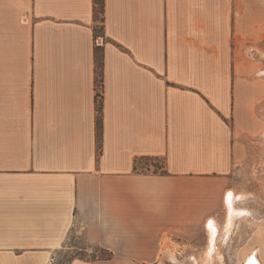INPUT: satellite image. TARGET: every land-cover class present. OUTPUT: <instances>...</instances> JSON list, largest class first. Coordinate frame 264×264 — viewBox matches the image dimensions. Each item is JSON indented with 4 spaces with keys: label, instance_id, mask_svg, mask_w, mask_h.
Returning <instances> with one entry per match:
<instances>
[{
    "label": "crops",
    "instance_id": "obj_1",
    "mask_svg": "<svg viewBox=\"0 0 264 264\" xmlns=\"http://www.w3.org/2000/svg\"><path fill=\"white\" fill-rule=\"evenodd\" d=\"M95 12V0H0V264H53L83 244L113 256L70 264L160 262L215 217L245 137L264 131V0ZM148 158L164 170L136 169Z\"/></svg>",
    "mask_w": 264,
    "mask_h": 264
},
{
    "label": "rangeland",
    "instance_id": "obj_2",
    "mask_svg": "<svg viewBox=\"0 0 264 264\" xmlns=\"http://www.w3.org/2000/svg\"><path fill=\"white\" fill-rule=\"evenodd\" d=\"M245 141L248 147L246 158L229 176V185L223 193L224 203L215 217L200 220L192 233L184 234L183 246H164L162 259L155 264H246L254 252L264 263V131L255 138L245 137ZM162 166V159L149 158L140 163V170L162 172ZM228 192L234 194L226 201ZM230 202L239 214L228 228ZM210 220L216 222L213 252L209 251ZM88 247L84 244L65 246L57 252L53 264H70L77 255L91 257L99 254L87 252Z\"/></svg>",
    "mask_w": 264,
    "mask_h": 264
},
{
    "label": "trees",
    "instance_id": "obj_3",
    "mask_svg": "<svg viewBox=\"0 0 264 264\" xmlns=\"http://www.w3.org/2000/svg\"><path fill=\"white\" fill-rule=\"evenodd\" d=\"M95 13H96V18L100 19V13H104V0H95ZM103 21V16L101 18ZM104 27L102 25L101 28L96 27L95 28V34L96 37L101 35L100 32L103 33ZM104 36V34H103ZM103 74H104V57H103V52H102V47L99 45L96 46V85L97 87L102 85L103 83ZM99 93L97 91L96 98H97V139H98V149L100 150L101 144H102V136H103V118H102V112H103V98L98 99ZM103 97V96H102ZM149 159V158H148ZM140 163L141 160L136 161V169H140ZM161 170H164V164L161 167ZM158 172V171H154ZM97 251L99 254H93L91 257L87 256H81L77 255L76 257L84 258V259H89V260H95V259H110L113 256V252L102 248V247H96ZM84 255V253H81ZM73 260V259H72Z\"/></svg>",
    "mask_w": 264,
    "mask_h": 264
},
{
    "label": "bare ground",
    "instance_id": "obj_4",
    "mask_svg": "<svg viewBox=\"0 0 264 264\" xmlns=\"http://www.w3.org/2000/svg\"><path fill=\"white\" fill-rule=\"evenodd\" d=\"M232 192L231 193H229V195H228V198L230 197V196H232ZM234 200V199H233ZM234 202V201H233ZM234 206H233V204H232V202H230L229 203V209H230V211H229V219H228V228H230V226H231V224H232V222H233V219L235 218V216H237V214H239L238 212L239 211H237L235 208H233ZM208 226L210 227V229H211V237H210V248H209V251L210 252H213V250L215 249V243H216V232L215 231H213V229H214V224H213V220H210V222H209V224H208ZM246 264H264L262 261H261V259L258 257V255H257V253L256 252H254V253H252V254H250L249 255V257H248V259L246 260Z\"/></svg>",
    "mask_w": 264,
    "mask_h": 264
},
{
    "label": "built area",
    "instance_id": "obj_5",
    "mask_svg": "<svg viewBox=\"0 0 264 264\" xmlns=\"http://www.w3.org/2000/svg\"><path fill=\"white\" fill-rule=\"evenodd\" d=\"M97 91H98V93H99V96H98V99H102L103 97V85H100V86H98L97 87ZM86 251L87 252H89V253H96V252H98L97 251V248H94V246H90V247H88L87 249H86Z\"/></svg>",
    "mask_w": 264,
    "mask_h": 264
}]
</instances>
